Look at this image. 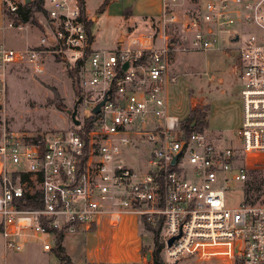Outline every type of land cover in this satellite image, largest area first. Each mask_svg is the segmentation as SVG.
<instances>
[{"label": "built area", "instance_id": "1", "mask_svg": "<svg viewBox=\"0 0 264 264\" xmlns=\"http://www.w3.org/2000/svg\"><path fill=\"white\" fill-rule=\"evenodd\" d=\"M160 3L152 32L126 35L113 49L92 47L83 0H43L42 33L34 46L20 49L0 41L5 251H21L37 240L47 252L53 231L89 232L105 218L115 225L132 214L143 229L145 223L160 224L163 259L264 264V204L230 197L234 182L264 166V0ZM23 5L24 0H0L1 30L21 29L10 15ZM221 37L230 46L222 47ZM208 50L229 54L242 80V116L235 129L241 150L205 129L186 130L185 119L168 111L167 86L177 79L169 72L171 54ZM55 56L78 66L84 118L25 139L6 125L7 74L20 64L42 73L44 60ZM25 197L36 198L39 206L18 207Z\"/></svg>", "mask_w": 264, "mask_h": 264}, {"label": "rangeland", "instance_id": "2", "mask_svg": "<svg viewBox=\"0 0 264 264\" xmlns=\"http://www.w3.org/2000/svg\"><path fill=\"white\" fill-rule=\"evenodd\" d=\"M98 1L91 0L90 9L97 7ZM138 1L141 4H144V1L149 2L151 6L149 15L144 16L142 5L134 4L132 9L134 23L131 25V30L123 27L124 17L118 20L100 18L99 22L92 27L95 34L94 42H92L93 48L113 49L117 47L119 44L116 40L120 29L127 36L152 32L153 22L157 21L161 10L160 0ZM42 18V13L38 12L34 15L35 21L23 24L21 29H0V41L3 40L10 47L20 49L36 45L42 33L41 23H39ZM220 41L222 47L231 44L225 37H221ZM155 46H160L158 39L155 41ZM43 66L42 73H35L27 64H20L10 68L7 74V96L4 109L6 125L25 139L45 136L55 130L70 127L73 123L65 111L72 109L80 96L77 94L80 84L77 78L78 68L72 75L73 66L61 61L58 56L48 57L44 60ZM169 72L171 75H177L176 81L167 86L169 113L185 119L189 116L191 109L200 108L205 112L204 129L207 134L223 133L227 142H231L237 146L238 150H241V140L235 135V129L241 123L242 80L234 68L233 58L221 50L174 51L171 54ZM75 80L76 83L73 84ZM77 108L76 116L81 120L84 118L82 105L78 104ZM130 155L135 157L136 154L130 151ZM129 162L133 163L132 159ZM254 176L257 177L254 178ZM248 183H250L248 201L254 204H264V166L250 169L245 181L232 184L234 192L230 195L231 200L234 202L241 200L244 196L242 189ZM132 216L134 217L130 214V218H133ZM144 230L139 224L142 237L141 255L147 264H153L152 235ZM109 235L104 234V231L100 229L90 232L65 233L64 239L66 242L73 239L77 250H80L81 246L91 248L101 245L108 249L112 241ZM49 242L51 245L54 243L52 240ZM164 252H161L162 256ZM146 253H150V260L146 258ZM48 255L49 264H56L58 260L56 256L50 251L44 252L41 242L37 240H29L21 251L14 252L5 251L0 238V264H47ZM74 258L77 259V257ZM162 260L164 264L175 263L167 257ZM176 264H221V262L187 257L180 259Z\"/></svg>", "mask_w": 264, "mask_h": 264}, {"label": "crops", "instance_id": "3", "mask_svg": "<svg viewBox=\"0 0 264 264\" xmlns=\"http://www.w3.org/2000/svg\"><path fill=\"white\" fill-rule=\"evenodd\" d=\"M90 1L91 0H83L84 13L87 19L90 20V24L92 23L89 26L91 45L95 39L92 27L95 23L99 22L100 18H103V20L116 18L118 20L119 18L124 17V23L122 24L123 27L127 28V30H131V25L134 23L132 15L134 4L142 5L144 16H148L149 11L151 10V6L147 1H144V4H141L138 0H99L97 7H93V9H90L89 7ZM102 4L104 5L101 8ZM121 31L122 29L118 31L117 42L121 41L122 37L126 36ZM219 135L224 136L223 133ZM100 229L101 231H104V234H110L109 236L112 237L108 249L101 245L99 247L91 248L81 246L80 250H77L76 246H74L75 241L73 239L66 242L63 238V246L65 247L66 253L75 264H147L141 255L142 237L139 232V223L135 216L133 218H130V215L124 216L120 222L115 225L110 224L105 218L94 230L91 231ZM74 257H77V259ZM46 260L47 264H49V255ZM58 263L57 260L56 264Z\"/></svg>", "mask_w": 264, "mask_h": 264}, {"label": "trees", "instance_id": "4", "mask_svg": "<svg viewBox=\"0 0 264 264\" xmlns=\"http://www.w3.org/2000/svg\"><path fill=\"white\" fill-rule=\"evenodd\" d=\"M42 3H43V0H33L32 2L21 6L18 10L17 15H10V18L14 20L15 24H19V23L25 24L28 22H34L35 21L34 15L42 11ZM103 5L104 4L101 5V8L103 7ZM39 23H41L40 20H39ZM87 26L88 27L90 26V20L87 21ZM41 29H42V25H41ZM90 39H91V36H90ZM77 67H78L77 64L72 67L73 68L72 75H74L73 73L77 71ZM77 78H79V75L77 76ZM75 83H76V80L73 81V84ZM77 89H78L77 94L81 95L82 88L80 87V84ZM204 113L205 112H203L200 108H197V107L191 109L189 116L185 118V120L183 121L184 128L188 131L193 128L197 130H204V126L206 123L204 120V116H205ZM91 121H92L91 118H87L85 120V125H84L85 130L90 129ZM193 122L195 123L192 126ZM38 137L39 136L33 139H36ZM255 177L257 176H254V178ZM249 189H250V183L246 184L245 188L242 189V192L244 193L243 198L245 199L246 202L254 204L253 202L248 201V199L250 198ZM23 199L24 201H17L18 207L20 208L30 209V208H35L39 206L36 198L34 199L32 197H25ZM143 227L147 231H151L152 233L151 256H152L153 264H164L161 258V255H160L161 244L158 240L160 224L156 228H153L150 224L145 223ZM53 237H54V240H53L54 243L52 245V248L50 249V252L56 256L59 262L58 264H75L70 258V256L66 253L65 247L63 246V238H64L63 232L53 231Z\"/></svg>", "mask_w": 264, "mask_h": 264}, {"label": "water", "instance_id": "5", "mask_svg": "<svg viewBox=\"0 0 264 264\" xmlns=\"http://www.w3.org/2000/svg\"><path fill=\"white\" fill-rule=\"evenodd\" d=\"M30 1L31 0H24V2H25V4H28V3H30ZM127 65H128V62H125V64H124V68H126L127 67ZM108 93V91L106 92V94ZM106 98H107V96L105 95V97L101 100V101H99L94 107H93V112H98L99 110H100V107H101V105L104 103V101L106 100ZM80 102V96L77 98V100L75 101V103H74V105H73V107H72V109H66V113L70 116V119H71V122L74 124V125H78L79 124V122H80V120L77 118V105H78V103ZM193 125V124H192ZM172 239L173 238H171V239H169V241H168V244H170L171 243V241H172ZM146 258L148 259V260H150V253H146ZM173 264H176V262L175 263H173Z\"/></svg>", "mask_w": 264, "mask_h": 264}]
</instances>
